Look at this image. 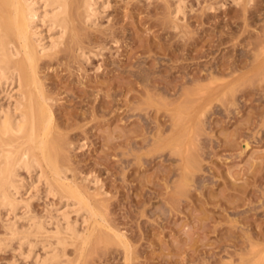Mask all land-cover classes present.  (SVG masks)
Masks as SVG:
<instances>
[{
  "label": "rangeland",
  "instance_id": "374dc122",
  "mask_svg": "<svg viewBox=\"0 0 264 264\" xmlns=\"http://www.w3.org/2000/svg\"><path fill=\"white\" fill-rule=\"evenodd\" d=\"M69 3L70 28L37 75L64 182L103 218L86 227V214L65 207L93 231L84 247L68 244V258L264 264V0H104L90 20L83 0ZM42 179L21 189L15 212L0 209V264H46L47 249L11 240L7 227L23 230L29 215L55 227L49 216L65 202L46 197Z\"/></svg>",
  "mask_w": 264,
  "mask_h": 264
},
{
  "label": "bare ground",
  "instance_id": "6f19581e",
  "mask_svg": "<svg viewBox=\"0 0 264 264\" xmlns=\"http://www.w3.org/2000/svg\"><path fill=\"white\" fill-rule=\"evenodd\" d=\"M103 2L104 0H83V7L89 20L96 15L98 5L102 6ZM47 7L50 8V11L45 9ZM69 7V0H0V93L7 100L5 107L0 105V209L8 208V210L15 212L19 208L20 202H23L21 201L23 198L17 199V195L20 196L22 193L21 189L30 188L28 190H31L32 184L41 182L42 178L45 179L46 183V197L50 194H59L61 197L59 199L64 200L65 206L64 209H61L62 212L57 211V213L55 211L56 216H49L50 225L51 220L55 221V227L51 228L52 231H49L50 229L46 230L45 223L34 215L26 217L25 220L28 223L27 226H23L25 227L23 230L17 227L16 221L7 226L11 240L16 238L21 242L22 239H27L31 244L34 243V247L37 248L36 245L40 244L44 249H47L45 252L47 253V256H45L46 264L76 263L78 260L68 258L69 254L66 253V247L77 240L84 247L93 237V231L84 233L81 229L83 227L80 228L81 230L79 229L82 232H79L77 217L75 220L73 219L74 222H71L69 216L71 213H68V211H71H65V207L68 208L69 205L76 207L73 211L78 216L83 217L86 214L88 218H84L86 215L83 217L86 221L78 219L80 224L86 227L85 222L88 224L89 218L92 220V218L98 216L96 210L90 206L87 196L74 184L69 185L70 182H64L68 170L65 173L64 168L61 167L63 161L59 151L60 147L53 138V115L48 104V101L50 103L51 101L44 95L42 84L37 75L39 58L63 43L64 34L71 25ZM176 9L179 8L176 7ZM45 23L53 25L54 29L56 27V29H59L58 32L62 34L57 33V36L47 35L46 32L41 30ZM210 100H207V103ZM189 116L190 114L187 117ZM185 120L184 122H186ZM191 124L190 127L188 125L190 131ZM178 138L177 136L174 141ZM44 168L49 172V176L44 175ZM21 170L29 175V183H26L24 180L26 178H23L20 174L22 173ZM96 181L94 180V182ZM187 181L188 178L186 177L184 183ZM35 184H33L32 189L35 186L37 187L38 184ZM60 203L62 204V201ZM98 217L103 218L102 216ZM93 224L90 225L93 227ZM96 224L98 225V223ZM98 226H100V223ZM88 231L90 230L88 229ZM49 232L51 233L49 234ZM114 232V236L121 241L123 237L121 238L118 233ZM125 244L127 245L126 242ZM125 244L121 246L126 248ZM127 248L129 249L128 245ZM127 248L126 252L128 253L130 251ZM80 249L82 248L78 250L80 251ZM70 258L72 260H69ZM260 259L262 258L260 257Z\"/></svg>",
  "mask_w": 264,
  "mask_h": 264
}]
</instances>
